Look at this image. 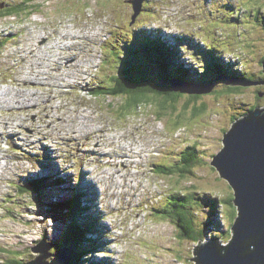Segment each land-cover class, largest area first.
<instances>
[{"label":"rangeland","instance_id":"1","mask_svg":"<svg viewBox=\"0 0 264 264\" xmlns=\"http://www.w3.org/2000/svg\"><path fill=\"white\" fill-rule=\"evenodd\" d=\"M225 2L264 8V0H144L131 22L133 6L127 0H34L28 12L0 18V264L12 251L23 261L34 260L39 253L31 248L43 238L54 243L50 251L66 247L69 255L68 215L50 206L76 191L84 192L85 215L98 219V241L89 239L92 248L103 244L96 255H84L88 264H195L190 259L197 242L181 238L173 221L160 213L175 190L198 195L195 216L205 226L201 243L215 234L219 243H228L236 213L213 198H228L232 189L210 161L232 121L251 105L264 106V83L241 87L237 96L204 94L197 107L182 106L184 96L174 108L142 103L120 117L115 104L121 98L90 92L99 77L118 68L111 58L114 35L122 32L129 40L139 28L153 35L158 30L172 43L183 39L178 54L190 67V79L215 80L191 55L214 44L239 73L245 68L261 74L254 82L264 81L258 58L264 55V22L255 21L254 10H243L244 26L229 25ZM227 27L236 29L233 49L223 42ZM105 59L109 63L103 66ZM136 76L154 81L157 67H143ZM218 83L227 86L224 80ZM193 145L200 160L187 178L153 172V163H177L180 152ZM49 175L65 181L45 183L38 194L18 188Z\"/></svg>","mask_w":264,"mask_h":264},{"label":"trees","instance_id":"2","mask_svg":"<svg viewBox=\"0 0 264 264\" xmlns=\"http://www.w3.org/2000/svg\"><path fill=\"white\" fill-rule=\"evenodd\" d=\"M33 1L34 0H19L15 3L9 2L10 4L6 9L5 5H3L4 8L0 10V18L7 15L18 14L20 12H28L31 7H35ZM221 5L229 8L230 13L228 15H224V17L228 19L229 25H235L236 28L244 26L243 10L247 12L254 10L256 18L255 21L260 20L261 22H264V8L260 4L249 6V4L246 3L245 8L235 6L230 7L231 5H227L226 2ZM233 7H235V9H232ZM227 28L228 35L226 38L224 37L225 40L223 42L230 48V46H233V43L235 42L236 29L235 27ZM140 29L141 28L136 29L134 37L129 40L125 38L127 36L122 32L119 34L117 33L116 35L112 32V35H114L115 38L110 41V49L115 51V53L111 55V58H114L117 61L116 64L118 65V68L116 67V71L114 72L115 74L111 73L108 76L99 77L100 82L92 84L90 89L91 94L96 97L121 98L120 102L115 104V108L118 110L116 115L119 117L123 116L124 113L131 111V109H129L131 107H134L135 110L140 106V104H147L152 101H157L162 109H166L169 106L174 108L176 107L175 103L184 96L185 102L182 103V106L188 108L194 104L195 107H197V105L201 102H195L204 94L231 91L234 93V96H237L241 87H243L242 89H245L244 86H232L227 82L233 79L255 81L261 77V74L255 76L254 73L250 74V72H246L245 68L241 69L239 73L235 67L231 66L232 63L230 61L228 63L225 61L228 58L224 60V54L220 53L218 46L213 44L211 46L204 45L206 48H203V54L199 55L198 53H191V55L193 59L203 62L200 71L202 73L210 74L212 79H215L213 81L214 85L211 81H207L206 84H204L205 82L202 83L199 78L194 80L191 77L190 79V67L187 68L183 66V61L178 54V46L183 48V46L180 45L184 40L177 39L176 43H172L168 37H162L157 31H155V35H153L145 29ZM184 36L186 37V34H184ZM119 44L121 45L120 51L117 50V45ZM216 48L218 51L215 52ZM110 49L108 50L110 51ZM249 52L253 53V49L249 48ZM258 58L261 63L264 55L261 54ZM108 63L107 59H105L103 66ZM148 65L157 67L158 76L154 81L146 79L147 76L143 79L136 76L137 71H143V67H148ZM186 79L192 80V82L196 81L197 83H192ZM171 80H179L183 83L193 85L198 84L200 86L211 85L212 90L207 93H186L174 91L171 87ZM219 80H224L227 86L222 88L221 84L218 83ZM197 89L199 88L197 87ZM227 96L229 97V95ZM111 107H114V103H111ZM254 107V105H251L243 111L244 113L242 111L241 112L245 114L246 111H251ZM199 110H204V108ZM196 112H198V110ZM169 113L173 114V112ZM179 113H181V115H179ZM176 115L182 116L183 113L177 112ZM199 160V151L196 146H187L180 152V163L179 161L174 164L153 163L152 170L159 176L177 175L181 178H187L189 173L192 174V168L199 162ZM57 178L59 179L56 180ZM64 181L65 180L61 176H42L29 180L22 187L18 188L23 193L27 192L38 194L41 191L40 186L45 183L53 186ZM83 195L84 192L76 191L68 196L59 197L50 206L51 208L59 209V211H64V213L68 215L69 224L67 225V230L64 235L67 244L70 246V259L67 264H88L89 262L82 261L84 255L92 252L96 253V249L103 246V244H96L95 248H92V244L89 242V239L98 241L96 237L100 232V229L98 228V219L85 215L86 213L84 212L87 211L88 203L82 204ZM196 197H198V195L193 194L190 191L187 193H181L180 190H175L174 194L167 195L166 206L160 210L161 215L169 217L173 221L181 238L190 240L194 243L201 241L202 238H204L205 233L204 223L202 221H197L195 216V213L197 212L195 211L194 205L197 200ZM232 199L233 195L231 194L228 198H213V201L216 205H226L228 207H232L234 209V213H236V207L234 206ZM214 209L215 207L212 205L211 211ZM87 224L92 227L87 229ZM218 237L219 235L215 234L212 239H217V241L220 242L221 239L218 240ZM229 238L227 241H229ZM82 243H85V245L83 246ZM22 259L23 258L20 257V253L14 254V251H12L10 258L4 264H23V262L26 261H23ZM94 262H98V259L95 258ZM101 262H105V259L102 258Z\"/></svg>","mask_w":264,"mask_h":264},{"label":"water","instance_id":"3","mask_svg":"<svg viewBox=\"0 0 264 264\" xmlns=\"http://www.w3.org/2000/svg\"><path fill=\"white\" fill-rule=\"evenodd\" d=\"M133 6L131 22L142 10L144 0H127ZM264 73V58L261 61ZM174 91L207 93L212 86L171 80ZM230 85L264 83L233 79ZM197 87L199 89H197ZM262 95L261 93L259 94ZM222 148L212 155L216 168L232 189L236 215L227 244L216 240L198 241L193 251L195 264H264V106H258L234 119L222 137ZM52 244L41 239L31 248L39 255L23 264H67L68 248L50 251ZM57 245V244H56ZM50 261L45 262L48 258Z\"/></svg>","mask_w":264,"mask_h":264},{"label":"flooded vegetation","instance_id":"4","mask_svg":"<svg viewBox=\"0 0 264 264\" xmlns=\"http://www.w3.org/2000/svg\"><path fill=\"white\" fill-rule=\"evenodd\" d=\"M5 2V3H4ZM13 3V2H12ZM9 1H4V0H0V10L4 8L3 5H5V9L7 8V6L9 5Z\"/></svg>","mask_w":264,"mask_h":264},{"label":"bare ground","instance_id":"5","mask_svg":"<svg viewBox=\"0 0 264 264\" xmlns=\"http://www.w3.org/2000/svg\"><path fill=\"white\" fill-rule=\"evenodd\" d=\"M179 8H180V7H179ZM199 8H200V7H199ZM185 11H186V10H185ZM199 13H200V12H199ZM202 13H203V12H202ZM158 27H159V26H158ZM157 31H158V30H157ZM106 39H107V38H106ZM107 41H108V40H107ZM105 43H106V42H105ZM105 43H104V44H105ZM107 43H108V42H107ZM107 43H106V44H107ZM106 46H107V45H106ZM101 50H102V49H101ZM103 53H104V52H103ZM70 136H71V135H70ZM71 137H72V136H71ZM54 162H55V161H54ZM155 191H156V190H155Z\"/></svg>","mask_w":264,"mask_h":264}]
</instances>
